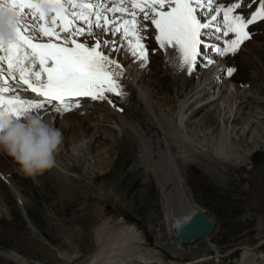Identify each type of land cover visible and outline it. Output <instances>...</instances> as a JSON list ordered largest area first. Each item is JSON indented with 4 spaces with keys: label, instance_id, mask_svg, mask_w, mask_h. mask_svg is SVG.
I'll return each instance as SVG.
<instances>
[{
    "label": "rangeland",
    "instance_id": "rangeland-1",
    "mask_svg": "<svg viewBox=\"0 0 264 264\" xmlns=\"http://www.w3.org/2000/svg\"><path fill=\"white\" fill-rule=\"evenodd\" d=\"M234 2L245 6L233 15L250 17L259 10L260 0H214L210 9L205 7L198 14L207 22L220 7ZM119 16L120 12L110 13V19ZM136 19L148 50L146 64L132 56L122 33L113 34L115 25H109L107 32L95 29L98 37L85 32L79 39L93 46L99 38L101 50L132 71L157 112L162 110L178 128L182 126L179 105L187 98L183 114L190 119L182 121L187 139L181 149L194 161L176 160L193 205L203 208L214 221L212 231L188 243L178 242L168 231L156 183L139 163L138 141L127 124L120 126L103 100L88 99L61 113L54 104L46 105L31 113L62 130L56 166L29 175L12 156L0 152V264H103L94 258L96 239L108 237L117 218L132 224L137 232L127 245L131 252H149L150 257L181 264H264V19L248 25L251 39L241 43L235 54L221 55L215 47H226L225 40L235 38L233 33L222 36L217 30L223 27L221 12L214 26L203 30L210 34L202 37V60L197 57L191 73L178 68L177 76L155 39L158 29L151 20H143L142 12ZM78 26L87 27L82 21ZM105 40L115 41L120 51H113L111 43L105 47ZM215 67L222 71L223 81L251 93L246 114L236 122L241 142L233 154L241 160L215 156L211 147L221 131H228L233 139L235 135L229 132L232 118L222 122L214 109L226 94L218 96L219 88L214 86L207 92V96H218L214 102L199 100L204 74L212 69L211 75L217 73ZM13 94L33 99L16 85L8 93ZM230 103L235 109L236 103ZM243 148L253 150L252 154L246 158ZM172 151L176 154L178 148Z\"/></svg>",
    "mask_w": 264,
    "mask_h": 264
},
{
    "label": "snow or ice",
    "instance_id": "snow-or-ice-1",
    "mask_svg": "<svg viewBox=\"0 0 264 264\" xmlns=\"http://www.w3.org/2000/svg\"><path fill=\"white\" fill-rule=\"evenodd\" d=\"M132 9L143 13V20H151L158 29L155 39L161 48L171 46L168 57L175 68H187L191 73L197 67V57H201L203 36L210 33L203 30L213 27V21L223 13V27H218L222 36L235 34L234 39H226V47H215L221 55L235 54L245 40L251 39L246 29L249 24L264 19V0H260L259 10L250 15H233L236 9L243 12L244 4L234 2L230 7H220L211 20L202 22L198 10L211 8L214 0H130ZM120 5L108 8L109 13L128 12ZM165 6L169 10L165 11ZM104 0H0V12L14 15V37L0 38V111L21 118L31 110L45 109L55 104L57 113L79 107L81 98L105 100L107 93L121 95L122 67L116 59L101 50V42L93 46L76 39L95 35V29L109 31L108 25H115L113 34L122 33L127 40L132 56L148 60V50L141 35L143 28L136 19L138 13L132 11L130 19L116 23L103 15ZM150 10L153 15H149ZM27 10V11H26ZM103 20V22H102ZM84 22L86 28L78 26ZM48 38L44 41L42 38ZM131 37V38H130ZM111 43L112 50L119 52L115 41H103L105 47ZM72 45V46H70ZM6 65V69L4 68ZM16 85H25L42 99H22L20 95H8L14 91L8 75ZM231 75V71L228 72ZM76 98V99H73Z\"/></svg>",
    "mask_w": 264,
    "mask_h": 264
},
{
    "label": "bare ground",
    "instance_id": "bare-ground-1",
    "mask_svg": "<svg viewBox=\"0 0 264 264\" xmlns=\"http://www.w3.org/2000/svg\"><path fill=\"white\" fill-rule=\"evenodd\" d=\"M119 1L120 0H113V2H107L104 0L105 8L103 15L110 19V13L107 9L119 5ZM86 2H93V0H86ZM132 11L134 10L132 9L124 13L120 12L122 16L117 18L116 23H122L124 19H130V13ZM110 27L111 26H109V28ZM95 36L98 37L97 34H95ZM76 39L80 40L79 37ZM170 48L171 46L163 48L164 56L172 69L173 75L177 76L179 69L182 68L174 69L172 63H170V58L168 57ZM110 58L116 59V57L113 56H110ZM116 60L118 61V59ZM121 67L122 75L120 76V81L122 94L115 95L107 93V99L103 101L107 108H109V111L117 117L120 126L124 127L127 124L138 141L139 163L145 168L147 173L152 175L156 183L161 198L160 201L163 208L164 221L168 226V231L172 233V227L185 220L190 215L193 208L198 207L193 205V202L185 189L184 177L176 160L177 158H180L194 161L193 158H188L181 149V147H183V141L185 142L187 139L185 137L186 129L185 126H183L182 121L186 120V118L190 119L189 116L183 114L184 111H186L185 102L187 98L184 103L181 102L182 104L179 105L178 115L179 122L182 126L178 128L173 125L171 119H169L166 116L167 114L165 115L162 110H159V113L157 112V105H155L151 98L142 91L139 81L137 80V77L132 75V71L129 70V68H124L122 65ZM215 69L217 70V73L213 75L210 74L213 69L210 72L206 71L204 74V80H202V87L200 89L203 97L199 98V100L208 98V102H214V100L217 99L216 97L226 94L224 98H221L219 104L217 103L216 106L214 105V109L218 110L216 118H220L222 122H225L226 119L232 118L229 125V132H234L235 135L233 134V139L227 134L228 131L223 130L220 133L217 144L214 146L212 145L211 147H213V153H215V156H223L239 160L241 158L240 155L233 154V150L235 152L234 148L237 147V145L239 146L241 142V137L239 136L241 131H239L240 127L237 126L236 122L241 121V118L246 114V107L249 104L247 99H250L251 93H248V90H242V88L237 86V84L235 85V83H227L226 80L223 81V77H220L222 71L218 69V67H215ZM183 70L187 71V68L184 67ZM8 77L9 84L15 83L11 82L9 75ZM214 86H217L219 88L218 91L220 92L216 97L215 95L210 94L212 95V98L210 99V95L207 96V92H209ZM31 94H29L31 97H37L36 94ZM261 100L262 99L260 98L259 101ZM232 101L236 103L235 109L231 106L230 102ZM242 130L244 133L245 128H242ZM224 143H226V145L229 144L230 146L227 145L226 147ZM172 147L178 148L176 154L172 151ZM252 151L253 150L249 148H243L242 154L247 158L252 154ZM116 222L117 224H114L111 227V233L108 237H105V235L97 236L98 241L96 239L95 244L97 247L96 250L98 251L94 257L95 259L104 261L103 264H135V261H139L143 264H181V262H164L159 258L150 257L148 256L149 252H131L132 249L127 247V245L131 239L136 238L135 236H137V232L135 231L134 226L130 223L124 222L123 218H117ZM105 224H108L107 220L105 221ZM204 236L208 237L209 235L207 234ZM11 255L15 256V258H19V256L14 253ZM23 262L26 263L25 260H23ZM188 263L189 262H184L183 264Z\"/></svg>",
    "mask_w": 264,
    "mask_h": 264
},
{
    "label": "clouds",
    "instance_id": "clouds-1",
    "mask_svg": "<svg viewBox=\"0 0 264 264\" xmlns=\"http://www.w3.org/2000/svg\"><path fill=\"white\" fill-rule=\"evenodd\" d=\"M14 15L0 12V38L14 37ZM62 130L39 114L26 113L21 118L0 111V152H6L29 175H39L57 164L63 144Z\"/></svg>",
    "mask_w": 264,
    "mask_h": 264
},
{
    "label": "water",
    "instance_id": "water-1",
    "mask_svg": "<svg viewBox=\"0 0 264 264\" xmlns=\"http://www.w3.org/2000/svg\"><path fill=\"white\" fill-rule=\"evenodd\" d=\"M214 221L208 217L201 207L193 208L190 215L179 224L172 227V234L182 243H188L192 240L207 235L212 231Z\"/></svg>",
    "mask_w": 264,
    "mask_h": 264
},
{
    "label": "built area",
    "instance_id": "built-area-1",
    "mask_svg": "<svg viewBox=\"0 0 264 264\" xmlns=\"http://www.w3.org/2000/svg\"><path fill=\"white\" fill-rule=\"evenodd\" d=\"M173 237L175 238V236L173 235ZM176 239V238H175ZM177 240V239H176ZM178 241V240H177ZM179 242V241H178Z\"/></svg>",
    "mask_w": 264,
    "mask_h": 264
}]
</instances>
